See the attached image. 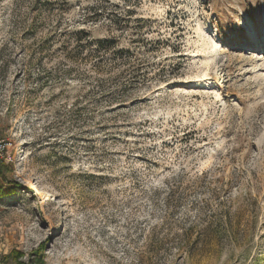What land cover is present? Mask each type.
<instances>
[{
	"label": "rangeland",
	"instance_id": "1",
	"mask_svg": "<svg viewBox=\"0 0 264 264\" xmlns=\"http://www.w3.org/2000/svg\"><path fill=\"white\" fill-rule=\"evenodd\" d=\"M43 2L0 0V264H264V0Z\"/></svg>",
	"mask_w": 264,
	"mask_h": 264
},
{
	"label": "trees",
	"instance_id": "2",
	"mask_svg": "<svg viewBox=\"0 0 264 264\" xmlns=\"http://www.w3.org/2000/svg\"><path fill=\"white\" fill-rule=\"evenodd\" d=\"M43 3H45V6H47L49 3L51 4L52 2H51V0H44ZM32 27L33 26H31V28ZM74 35H75L76 43H78V45L75 48L80 46L86 50V49L95 47L96 51L98 53H101V52L106 53V52H110L112 50V42H110L109 40H90V38H89L90 34L85 32L84 30L77 31L74 33ZM84 41H85V43H84ZM38 251L39 252H37V253H39V254H41L43 252V245H41L39 247ZM17 255L21 256L20 254H17Z\"/></svg>",
	"mask_w": 264,
	"mask_h": 264
},
{
	"label": "built area",
	"instance_id": "3",
	"mask_svg": "<svg viewBox=\"0 0 264 264\" xmlns=\"http://www.w3.org/2000/svg\"><path fill=\"white\" fill-rule=\"evenodd\" d=\"M13 148V142L10 139L0 137V161H10V151Z\"/></svg>",
	"mask_w": 264,
	"mask_h": 264
}]
</instances>
